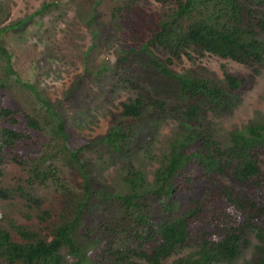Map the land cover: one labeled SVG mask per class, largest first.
<instances>
[{
  "label": "trees",
  "instance_id": "trees-1",
  "mask_svg": "<svg viewBox=\"0 0 264 264\" xmlns=\"http://www.w3.org/2000/svg\"><path fill=\"white\" fill-rule=\"evenodd\" d=\"M71 1L89 36L84 56L114 57L84 72L112 73L108 95L130 96L102 135L86 138L36 86L16 82L37 106L1 92L0 202L11 213L0 222V264H232L250 234L247 264H264V114L231 131L226 148L210 120L231 114L264 68V0H154L168 6L157 21L150 0ZM191 51L251 72L222 66V83L175 73ZM11 59L0 41L1 75H14ZM167 119L186 129L155 152L142 131ZM6 165L15 171L4 184ZM115 166L111 183L100 184L96 172ZM89 246L99 249L93 260Z\"/></svg>",
  "mask_w": 264,
  "mask_h": 264
},
{
  "label": "rangeland",
  "instance_id": "rangeland-1",
  "mask_svg": "<svg viewBox=\"0 0 264 264\" xmlns=\"http://www.w3.org/2000/svg\"><path fill=\"white\" fill-rule=\"evenodd\" d=\"M145 8L151 18L157 21L168 6L150 0ZM74 9L71 0H0V41L12 55L11 66L14 72L10 76L0 74V80L7 86V90H0V94L4 92L8 97L11 96L16 105L37 106L33 103L35 100L29 90L19 87L21 84L34 85L64 115L77 135L93 138L105 132L110 111H115V106L130 96V93L119 91L110 96L107 89L112 81V73L103 78H92L84 72L87 63L90 67H97L106 59L111 65L114 57L110 51L99 53L94 59L84 56L89 36L76 19ZM260 35L264 41V33L260 32ZM190 56V59L183 57L180 62H175L172 70L184 76L218 83L223 81V67L235 75L247 76L251 72L248 67L207 53L191 51ZM78 79L81 84L71 93L70 90ZM241 98L240 104L231 114L210 118L214 137L223 148L230 144L231 131L240 129L257 112L264 114V68ZM150 125L142 134L152 137V149L155 152L156 148L161 145L163 147L176 130L186 129L183 123L171 119ZM116 166L97 169L95 176L100 184L105 186L111 183ZM260 167L264 173V156ZM14 171L10 165L4 167V184L12 180ZM47 191L38 189L37 193L42 198L50 199L52 191ZM16 212L15 210L14 214ZM10 213L8 204L0 202V222ZM249 240V247L232 264H247L251 260L256 240L252 234L249 235ZM89 247L87 256L93 260L99 249ZM185 253L186 251H181L174 258ZM67 260L69 263L73 261L70 257Z\"/></svg>",
  "mask_w": 264,
  "mask_h": 264
}]
</instances>
